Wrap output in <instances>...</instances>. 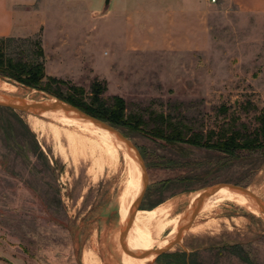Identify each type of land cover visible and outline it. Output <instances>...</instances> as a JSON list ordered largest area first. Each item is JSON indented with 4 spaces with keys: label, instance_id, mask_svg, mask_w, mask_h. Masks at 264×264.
Listing matches in <instances>:
<instances>
[{
    "label": "rangeland",
    "instance_id": "rangeland-1",
    "mask_svg": "<svg viewBox=\"0 0 264 264\" xmlns=\"http://www.w3.org/2000/svg\"><path fill=\"white\" fill-rule=\"evenodd\" d=\"M220 1L210 0V6L194 9L187 23L185 18L178 23L170 19L141 23L136 15L139 23L128 24L116 22L111 13L105 15L100 6L94 8L103 17L77 24V80L59 79L67 84L60 91L67 95L70 86L79 87L90 103L91 88L97 83L105 87L101 97L109 104L120 97L128 114L139 113L146 122L153 113H163L185 125L188 135L218 132L235 119L238 129L245 125L253 132L259 126L256 117L264 110V18L244 15L227 0ZM129 8L138 7L130 3ZM38 41L40 36L13 39L5 53L45 64L36 55ZM5 81L18 87L17 97L65 103L49 93ZM28 116L19 109L0 107V260L4 264H180L178 255L183 253L187 254L184 264H264V221L236 207L201 216L197 223L202 222L204 232L183 233L180 244L172 250L159 249L164 252L157 258L158 251L130 239L103 243L121 237L105 235L118 222L143 219L162 203L184 195L252 187L264 198V153L231 157L187 144L169 145L146 132L120 128L140 151L148 183L139 203L138 193L118 209V196L142 181L126 146L90 126L88 143L83 135L76 148L66 135L68 130L76 133L74 127L54 123L53 129L52 122L42 117L48 121L45 129L34 131ZM238 198L183 199L176 213H189L188 205L195 213Z\"/></svg>",
    "mask_w": 264,
    "mask_h": 264
},
{
    "label": "crops",
    "instance_id": "crops-1",
    "mask_svg": "<svg viewBox=\"0 0 264 264\" xmlns=\"http://www.w3.org/2000/svg\"><path fill=\"white\" fill-rule=\"evenodd\" d=\"M227 1L244 15L264 18V0ZM130 3L137 10L129 8ZM221 3L219 6H223ZM210 5V0H0V39L40 36L47 76L77 80V24L93 23L103 10L105 15L111 13L116 22L128 24L139 23L136 15L142 18L141 23L154 19L178 23L183 18L187 23L194 9ZM99 6L103 10L94 12ZM0 264L4 263L0 260Z\"/></svg>",
    "mask_w": 264,
    "mask_h": 264
},
{
    "label": "trees",
    "instance_id": "trees-1",
    "mask_svg": "<svg viewBox=\"0 0 264 264\" xmlns=\"http://www.w3.org/2000/svg\"><path fill=\"white\" fill-rule=\"evenodd\" d=\"M12 40V38L0 39V78L49 93L117 129L146 132L152 138L169 145L187 144L221 152L231 157L239 156L241 153H264V110L256 117L259 126L253 132H250L245 125L238 129L235 119L218 132L210 131L207 135L200 133L188 135L185 125L173 121L170 116L163 113H153L149 122H146L139 113L128 114L126 103L120 97H113L109 104L101 97L106 90L105 87L97 83L91 88L90 103H86L83 98L85 91L76 86H70L67 95L62 94L60 87L66 86V82L48 77L43 61H26L22 57L12 58L6 55V45ZM36 45L38 48L36 55L43 59L44 53L40 41ZM142 250L145 251V249ZM178 256H180V264H184L187 254Z\"/></svg>",
    "mask_w": 264,
    "mask_h": 264
},
{
    "label": "bare ground",
    "instance_id": "bare-ground-1",
    "mask_svg": "<svg viewBox=\"0 0 264 264\" xmlns=\"http://www.w3.org/2000/svg\"><path fill=\"white\" fill-rule=\"evenodd\" d=\"M19 95H20V92H19L18 87H16L15 85H13V84H11V83L3 80V79H0V98L1 97L21 98V97H17ZM29 101H31L32 103H43V104H48V105H60V101H58L56 99H51V100L45 99V100H42L40 102H38V101L35 102L33 100H29ZM40 117L49 119L52 122L49 124L51 127H53V129L55 127L54 123H56V125L58 123L59 125H61L65 129H66V127H67V129H68V127H74L76 133L74 132L71 134V133H69V130L67 132L66 131H64V132H66L67 138L69 139L70 143L73 146H75L76 148L81 146L83 135H85V144L88 143V141H89L88 132H89L90 126L105 132L109 137L113 138L114 140H116L119 143L126 146L127 150L132 155L134 164L138 168V172L142 177V181L140 184L133 185L132 187H130L128 190H126L124 192V194L122 196L121 195L118 196V202H117L118 209L119 208L124 209L126 204H128L134 197H136V195L138 193H139L138 196L141 195V193L145 187V177L143 176V172H142L140 163L137 161V159L133 153V150L130 149L114 133L110 132L107 129L101 128V127L93 124L89 120L80 118L79 116H76L73 113H67L65 111H61L60 109L56 110V111L46 112V113L41 114V115L29 113V116L27 117L28 122L34 131H38L40 129L44 130L46 127V123H48V121L45 122L43 120V118L41 119ZM62 127H61V129H62ZM56 133H58V132H56ZM56 133L54 135H56ZM39 134H40V132H39ZM43 134H45V133L43 132L41 135H43ZM59 134H60V136H62L61 135L62 133L59 132L58 136H59ZM67 145H69V144H67ZM61 147H63V146H61ZM69 152L70 151H68V153ZM78 154H80V153H78ZM63 155H65V154H63ZM62 157H64V156H62ZM73 157H74V155H73ZM79 157H80V155H79ZM79 157H78V160H79ZM72 159H74V158H72ZM75 159H77V158H75ZM78 160H76V161L78 162ZM251 188L246 189L244 191V193L241 191H238V190H231V189H227V188H212V189L204 190L202 192H195V193H192L189 195H184L181 198L170 199V200L162 203L158 207H156L153 214H150L143 219L136 220L133 222H126L125 224L118 222V225L115 226L114 228H112L105 235H110V236L118 235L121 237L120 238L104 239L103 243L119 241V240H124V239H130L136 245L143 247L145 249L152 250V251L160 252L159 249H162V248L172 250L175 248V244H174L175 240L178 239L183 233L185 234V233L190 232V233H194V234L197 233L196 235H198V232L199 233H200V231L204 232L202 230V228H203V225L201 224L202 222L197 223V220L201 216L210 217V216H214L216 214H220L223 211L222 208H229V209L232 207L240 208V210L242 209L247 214H250L253 216H258L261 220L264 221V207H260L255 202L254 199L250 198L246 194H251V195L257 197L259 200H261L263 206H264V198L261 196L259 191H256L257 188H255V190H252ZM258 190H260V189H258ZM132 191H133V193L129 197H127L125 200H123ZM224 195L225 196L228 195L231 198H234V197H239V198L233 199V200H223V201L216 202L214 204H210L207 207H205L204 209H202L198 212H195V213H190L191 206L188 205L187 210L189 213H176L177 208L179 206L178 204L181 203V200H183V199H189V200H191V202H193L196 200H201L204 197H216V196H224ZM244 196L247 198H245ZM225 203H228L229 206L228 205L224 206ZM129 213H131V211H129ZM119 220H120V217H119ZM214 226H215V224H214ZM217 226H219V224ZM126 228H127V230H126ZM205 231H206V229H205ZM213 231H215V229ZM156 257H157V255H156Z\"/></svg>",
    "mask_w": 264,
    "mask_h": 264
},
{
    "label": "water",
    "instance_id": "water-1",
    "mask_svg": "<svg viewBox=\"0 0 264 264\" xmlns=\"http://www.w3.org/2000/svg\"><path fill=\"white\" fill-rule=\"evenodd\" d=\"M3 79V78H0ZM6 80V79H3ZM0 107H12L15 109H19L21 111H24L26 113H33L36 115H41L44 114L46 112H50V111H56V110H61V111H65L67 113H73L76 116H79L80 118L89 120L90 122H92L93 124L107 129L110 132L114 133L120 140H122L130 149L133 150V153L137 159V161L140 163L142 172H143V176L145 177V187L139 197V199L137 200V203L140 202L141 198L144 195L145 189L147 187V183H148V179H147V172H146V167H145V163H144V159L140 153V151L137 149V147L121 132L119 131L117 128L113 127L112 125L103 122L99 119H96L90 115H88L87 113L83 112L82 110H80L79 108L69 105L67 103H62L60 102V105H48V104H43V103H32L31 101H29L28 99H24V98H10V97H1L0 98ZM241 192L244 193L245 190H239ZM246 194V193H245ZM248 195L250 198L254 199L255 202L260 206V207H264L261 200H259L257 197L251 195V194H246ZM127 230V228H126ZM174 244H180L179 239H176ZM164 251H160L157 253V257H159ZM156 257V258H157Z\"/></svg>",
    "mask_w": 264,
    "mask_h": 264
},
{
    "label": "built area",
    "instance_id": "built-area-1",
    "mask_svg": "<svg viewBox=\"0 0 264 264\" xmlns=\"http://www.w3.org/2000/svg\"><path fill=\"white\" fill-rule=\"evenodd\" d=\"M212 2H215L216 0H211Z\"/></svg>",
    "mask_w": 264,
    "mask_h": 264
}]
</instances>
